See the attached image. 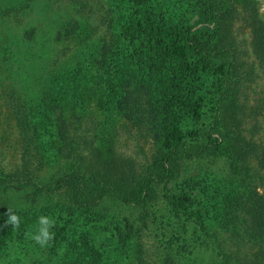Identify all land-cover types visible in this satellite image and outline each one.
Wrapping results in <instances>:
<instances>
[{
    "label": "trees",
    "instance_id": "obj_1",
    "mask_svg": "<svg viewBox=\"0 0 264 264\" xmlns=\"http://www.w3.org/2000/svg\"><path fill=\"white\" fill-rule=\"evenodd\" d=\"M40 1L0 0V40L8 39L7 49H17L18 72L22 70V74L31 77L29 85L35 89L36 96L40 95V79L41 86L49 90L50 99L59 97L60 93L63 101L68 98L80 104L86 101L83 90L106 91H102L107 94L105 111L109 116L113 114L133 121L143 138L154 145L152 160L149 166L137 167L114 153L110 143L102 152L87 144L72 155L67 152L61 155L68 158L66 166L70 172L62 171L47 185H41L30 161L25 159L19 173L0 172V185L19 181L28 186L30 205L40 196H58L56 204L40 210L48 212L53 206L67 205L77 210L79 216L95 222L100 219L98 209L106 200L138 209L140 225L134 231V264H144L140 260L145 252L141 243L142 233L147 228L144 212L156 199L155 187L161 185L162 190H167L166 184L177 177L180 164L184 162L224 156L230 161L233 176L241 174L247 184H235L231 174L226 186L223 180L213 197L216 223L236 246L230 256L223 254L221 264H228L229 259L234 264H256L264 259V256H256L259 252L264 255V192L259 195L248 186L255 179L264 186V173H258L259 169L264 170V148L241 140L244 128L239 130L237 125H246L248 116L243 108L231 106L233 92L241 83L235 76L239 52L224 23L232 13L234 1L98 0L92 10L83 0H45L57 7L61 2L72 3L76 5L73 13H84L86 18L88 14L93 15L97 26L81 27L66 14L61 21L56 18L46 23L49 26L54 22V32L38 43L31 18ZM42 14L40 18L44 20L48 13ZM255 23L259 26L257 21ZM92 34H98L100 44L91 42ZM72 36L79 39V43H85L80 46ZM35 42L39 50L33 46ZM44 50L51 53L46 60L42 59ZM263 50L261 35L253 42L252 53L264 61ZM69 62H74V69L67 68ZM216 72L225 79L220 91L215 90L216 99L211 102L212 121L201 141L188 144L180 135L181 121L197 117L200 97L196 92L201 89L202 74ZM87 82H90L88 89ZM52 88L59 89V93L55 91L51 96ZM8 92L4 97L9 112L18 131L26 133L22 135L25 142L31 141L32 128H45L38 125L39 122L50 121L44 133L46 140L51 139L50 127L67 136L81 125L80 113L68 108H59L55 117L50 118L54 108L49 102L45 103L46 94L36 104L39 110L43 108L44 120L35 121L31 115L34 107L26 103L25 97L15 94L13 89ZM37 114L38 111L36 118ZM87 119L85 132H96L97 125ZM252 128L257 130L254 125L251 131ZM166 192L167 206L191 217L203 232L200 213L190 211L183 197L173 201L169 190ZM87 233L67 243L65 255L57 264H115L100 260L96 255L98 249L94 251L85 238ZM237 249L248 250L256 260L248 259L250 256L246 253L242 254L246 258H241ZM163 260L170 261L167 256ZM28 264H40V261Z\"/></svg>",
    "mask_w": 264,
    "mask_h": 264
},
{
    "label": "rangeland",
    "instance_id": "obj_2",
    "mask_svg": "<svg viewBox=\"0 0 264 264\" xmlns=\"http://www.w3.org/2000/svg\"><path fill=\"white\" fill-rule=\"evenodd\" d=\"M66 1L61 2L58 7L53 2L45 0L36 5L31 20L35 23L34 35L38 43L44 40V36L47 37L54 32V22L49 26L46 23L56 18L61 21L66 14L72 16L71 18L75 19L74 21H77L81 27L97 26L93 15L88 14L89 18H86L84 13H73L72 8L76 5L72 6V3ZM233 1L232 13L224 23V27L231 33L239 52L235 76H238L241 83L233 92L234 102L231 106L243 108L248 116L246 125L236 124L239 130L245 129L241 132V140L264 148V61L252 53V44L256 38L262 35L264 39V0ZM82 3L94 10L98 0H83ZM43 12L48 15L41 20L40 16H44ZM35 16H37L36 21ZM74 37H71L72 40L79 43V39ZM98 37V34H92L91 42L100 44ZM37 42L33 46L39 50L40 46ZM7 45L8 39L0 40V172L19 173L23 166L22 160L25 159L30 161V166L34 168L36 179L41 182V185H47L62 171L70 172L66 166L68 158H63L66 152L72 155L74 151L83 150L87 144H91L97 151L102 152L110 143V149L112 145L114 153L126 161H132L134 166L150 165L154 145L143 138L140 129L133 124L132 120L113 114L108 115L105 111L107 94H103V90L97 92L83 90L84 101H86L79 104L77 100L68 98L63 101L59 89L52 88L51 96L57 91L59 97L50 99L47 94L49 90L41 86L43 81L40 79V85H38L40 95L36 96L35 89L29 85L32 82L31 77L22 74V70H19L21 74L18 72L19 66L16 63L18 54L15 52L17 49L9 50ZM47 50L43 52L44 60L51 54L46 53ZM73 63L69 62L67 68L74 69ZM205 75L206 73L202 74L201 89L196 92L197 97H200L197 117H186L180 125V135L188 144L202 140V134L212 121L211 102L216 99L215 90L220 91L224 84L225 78L222 74L219 75L216 72L214 75L211 73ZM86 84L88 89L90 82ZM9 89L25 97L23 99H26V103L34 107L31 113L33 120H44L42 115L45 113L41 111L43 108L39 110L36 104H38L37 100L46 94L49 101L45 103L49 102L54 108V111L50 112V118L55 117L59 108H68L80 113L81 125L67 136H62L60 130L50 127L51 139L46 140L44 133L50 121L47 124L39 122L37 124L45 128L31 127L33 129L31 141L25 142L22 135L26 133L22 134L14 126L4 97L6 92L9 93ZM36 111H38L37 118ZM87 118L97 125L98 133L97 131L85 132L84 124ZM252 125L257 128L256 131L253 128L251 131ZM233 130L235 131L234 128ZM93 135H96L95 139L92 138ZM229 164L230 161L224 156L214 160L187 161L180 164L177 177L166 184L167 190H162L161 185L155 187L156 199L146 206L144 212L147 228L142 233L141 243L145 252L140 257L144 264H221L223 254L228 257L229 253L235 252L236 246L229 240L227 234L220 230L213 216V197H216V190L221 187L223 180L225 181L223 185L226 186L228 177L232 174ZM258 173L262 175L264 170L259 169ZM85 177L88 178L87 173ZM232 177L235 178V184H247L245 180L243 181L241 174L236 177L232 174ZM248 186L259 195L264 192V186L258 179ZM168 190L173 201L183 197L187 200L190 211L200 213L204 226L203 232L193 223L191 217L181 210H173L167 206L165 196ZM30 192L31 189L26 185L23 186L19 181L15 184L0 185V264H28L35 260L40 261V264H57L65 255L67 243L71 239L80 238L79 235L87 231L85 238L93 245L94 251L98 249V253L95 252V254L97 253L100 260L115 264H134V231L140 225V220L137 219L138 209L120 206L106 200L101 203L98 209L101 217L95 222L79 216L77 210L67 205L53 206L48 212H42L41 208L56 204V199L60 198L40 196L34 205H30ZM8 209L21 218L18 228L6 224ZM42 215L56 221L55 227L51 229L55 238L50 242V246L43 248L27 235V233H35L37 218ZM237 251H240L241 258H246L242 255L246 253L250 256L248 259L256 260V257L250 255L248 250L241 252L242 250L237 249ZM253 254L256 253L253 251ZM165 256L170 259L169 262L163 260ZM256 256L264 255L259 252ZM228 264H234L232 259H229ZM256 264H264V259L256 261Z\"/></svg>",
    "mask_w": 264,
    "mask_h": 264
},
{
    "label": "clouds",
    "instance_id": "obj_3",
    "mask_svg": "<svg viewBox=\"0 0 264 264\" xmlns=\"http://www.w3.org/2000/svg\"><path fill=\"white\" fill-rule=\"evenodd\" d=\"M6 215H8L6 224H11L14 228H18L21 218L12 213L11 209H8ZM55 224V219L43 215L39 216L37 218V228L35 233H27V235H29L30 239L42 248L50 246V242L55 238V234L51 231V229L55 227Z\"/></svg>",
    "mask_w": 264,
    "mask_h": 264
}]
</instances>
